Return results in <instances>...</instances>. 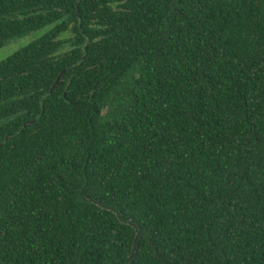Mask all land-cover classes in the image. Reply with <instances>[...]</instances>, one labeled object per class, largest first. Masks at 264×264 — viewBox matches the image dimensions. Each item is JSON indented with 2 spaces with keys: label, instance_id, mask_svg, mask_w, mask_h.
<instances>
[{
  "label": "trees",
  "instance_id": "16d2710c",
  "mask_svg": "<svg viewBox=\"0 0 264 264\" xmlns=\"http://www.w3.org/2000/svg\"><path fill=\"white\" fill-rule=\"evenodd\" d=\"M46 25L0 60V264H264V0H0V45Z\"/></svg>",
  "mask_w": 264,
  "mask_h": 264
},
{
  "label": "rangeland",
  "instance_id": "374dc122",
  "mask_svg": "<svg viewBox=\"0 0 264 264\" xmlns=\"http://www.w3.org/2000/svg\"><path fill=\"white\" fill-rule=\"evenodd\" d=\"M48 28V26H39V28H35L30 30L28 33L16 37L10 41H7L6 43L0 45V60L10 53H12L14 50H16L18 47L26 44L27 42L31 41L32 39L40 36V34L44 33L45 30Z\"/></svg>",
  "mask_w": 264,
  "mask_h": 264
},
{
  "label": "water",
  "instance_id": "95a60500",
  "mask_svg": "<svg viewBox=\"0 0 264 264\" xmlns=\"http://www.w3.org/2000/svg\"><path fill=\"white\" fill-rule=\"evenodd\" d=\"M63 72V70H61L58 75L56 76L55 80L53 81V83L50 86V91H52L54 89V86L59 82V77L61 75V73Z\"/></svg>",
  "mask_w": 264,
  "mask_h": 264
}]
</instances>
